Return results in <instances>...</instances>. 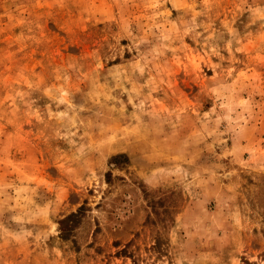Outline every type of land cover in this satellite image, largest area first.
<instances>
[{
  "label": "rangeland",
  "instance_id": "1",
  "mask_svg": "<svg viewBox=\"0 0 264 264\" xmlns=\"http://www.w3.org/2000/svg\"><path fill=\"white\" fill-rule=\"evenodd\" d=\"M0 264H264V0H0Z\"/></svg>",
  "mask_w": 264,
  "mask_h": 264
},
{
  "label": "trees",
  "instance_id": "2",
  "mask_svg": "<svg viewBox=\"0 0 264 264\" xmlns=\"http://www.w3.org/2000/svg\"><path fill=\"white\" fill-rule=\"evenodd\" d=\"M77 217H78L77 213L70 214L60 221V224H61L60 229H61L62 233L67 234L70 231V229H71L70 228V222L72 223L73 220L76 219Z\"/></svg>",
  "mask_w": 264,
  "mask_h": 264
}]
</instances>
